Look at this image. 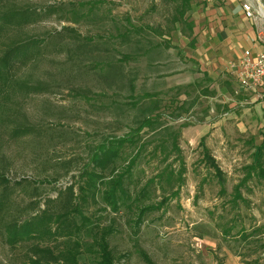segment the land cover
Instances as JSON below:
<instances>
[{
	"label": "rangeland",
	"instance_id": "1",
	"mask_svg": "<svg viewBox=\"0 0 264 264\" xmlns=\"http://www.w3.org/2000/svg\"><path fill=\"white\" fill-rule=\"evenodd\" d=\"M70 1L74 0L40 2ZM254 2L255 18L264 24L262 5L258 0ZM191 7L186 18L195 27L200 0H192ZM105 8L112 19L110 26L115 20L124 31L126 18H129L138 28L146 26L143 37L161 43L168 40L171 46L179 47L164 49L160 57L157 55L153 71L148 69L145 57L131 62L127 68L138 71L139 94H152L153 99L147 102H156L162 120L180 133L178 141L187 172L179 195L172 196L162 210L148 215L138 233L127 223L130 216L126 208L111 213L104 211L103 205L90 203L84 209V218L92 224L85 226L86 218L84 224L80 220L82 243L93 245V236L89 232L92 225L101 223L106 226L112 222L114 231L109 241L117 264H148L141 252H146L156 264H217V258H222L224 264H247L244 260L254 258L259 259L258 264H264V251L253 252L257 245L243 242L239 234L242 226L250 231L264 225V182L258 181L254 175L248 179L247 187L242 189L248 205L246 208L241 205L242 220H238L227 237L220 233V218L224 216L223 221L229 222L236 212H230L226 207L217 182L204 183L206 179L216 180L209 175L212 169L206 162L205 148L218 160L226 175L229 192L247 178V169L256 162L264 140L263 105L256 108L250 96L238 90L231 66L229 76L217 81L198 73L195 63L187 56L195 47L196 37L188 30L175 29L169 21L172 11L159 1L106 0ZM63 18L61 13L38 17L28 26L27 34L42 37L62 26L89 31L82 23L73 24ZM148 25L157 27L158 35L147 33ZM12 33L0 21V55ZM117 40L123 44L120 38ZM63 45L68 48L66 43ZM70 54L66 51L58 55L56 49L47 48L42 49L36 58L32 57L29 64H17V74H30L47 82L48 90L40 94H23L17 87H12L11 79H0V170L10 181L0 185V194L5 187L8 188L0 211V264H29L30 246L37 241L29 237L16 239L11 236L13 233L9 228L17 223L22 225L32 214L44 209L52 213L62 212L65 195L59 196L55 187L65 188L80 181L76 176L82 162L86 161L88 146L104 136L126 133V128L119 129L113 113L94 110L76 101L72 85L86 87L94 93L106 88L80 59ZM35 59L38 62L35 63ZM14 125L31 131L13 135ZM66 160H74L73 171L69 174L61 165ZM159 194L158 191L157 196ZM47 200L50 202L45 205ZM61 247L64 248L63 243ZM96 250L94 246L81 248L79 263L97 264ZM239 252L246 255L245 259L237 254Z\"/></svg>",
	"mask_w": 264,
	"mask_h": 264
},
{
	"label": "trees",
	"instance_id": "2",
	"mask_svg": "<svg viewBox=\"0 0 264 264\" xmlns=\"http://www.w3.org/2000/svg\"><path fill=\"white\" fill-rule=\"evenodd\" d=\"M40 1L0 0V21L13 32L1 51L0 79H11L12 87H17L23 94H40L48 90L47 82L30 74H17V64H29L32 57L36 58L42 49H56L58 55L68 51L71 56L80 59L84 67L101 80L106 88L103 92L94 93L86 87L72 85L71 91L76 101L83 102L94 110L104 109L113 113L119 129L126 128V133L104 136L96 144L88 146L86 161L82 162L76 176L80 181L65 188L55 187L59 196L65 195L62 212L52 213L44 209L40 213L32 214L22 225L14 224L9 231L16 239L29 237L37 241L30 246L32 254L29 264H80L81 248L88 249L92 246L97 249V264H117L109 241L114 231L112 222L106 226L101 223L92 225L89 232L93 236V245L89 242L82 243L79 233L86 218L84 209L90 203L103 205L101 208L111 213L124 207L130 216L127 223L130 227L134 226V232L138 233L148 215L162 210L172 196L179 195L187 172L178 141L180 133L173 125L162 120V113L159 112L156 102H147L148 99H153L152 94H139L138 71L127 68L131 62L145 57L148 69L153 71V63L163 54L164 49L179 47L171 46L172 43L168 40L161 43L143 37L146 26L138 28L129 18H126L124 31L117 26L115 20L110 26L112 19L105 8L106 0H74L53 4H42ZM154 1H159L172 11L169 21L175 29L182 32L188 30L194 35L193 23L186 18L192 0ZM59 13L64 15L63 19L73 24L82 23L89 31L82 32L73 26H62L59 30L56 28L48 31L42 37L27 34L28 26L38 17ZM147 31L154 36L158 35L157 27L148 25ZM118 38L123 44H119ZM62 43H66L68 48L62 46ZM34 62H38V59ZM29 131L31 130L26 127L14 125L11 133L14 135ZM204 151L206 162L212 169L209 175L216 179H206L204 183L217 182L226 207L230 212H236L229 222L223 221L224 216L220 218V233L227 237L231 235L238 220H242L241 205L245 208L248 205L242 192L247 187L248 179L254 175L258 181L264 182V140L258 149L256 162L247 169V178L235 185L232 192L227 188L226 175L218 160L206 148ZM4 161L3 159L2 162ZM73 163L74 160L61 162L65 173L73 171ZM4 173L0 170V185L10 182ZM7 190L5 187L0 194V211L3 209ZM49 202L45 201V205ZM89 224L92 223L86 218L84 225ZM74 234L78 235L74 237ZM239 234L243 242L257 245L253 252L260 249L264 251V225L253 227L250 231L242 226ZM62 243L64 248L61 247ZM141 253L148 264H156L146 252ZM237 254L242 259L246 257L240 252ZM244 262L258 264L259 259ZM217 264H224L223 259L217 258Z\"/></svg>",
	"mask_w": 264,
	"mask_h": 264
},
{
	"label": "crops",
	"instance_id": "3",
	"mask_svg": "<svg viewBox=\"0 0 264 264\" xmlns=\"http://www.w3.org/2000/svg\"><path fill=\"white\" fill-rule=\"evenodd\" d=\"M254 1L200 0L197 25L193 29L196 44L187 54L198 73L215 81L224 79L229 76L230 66L237 64L245 51L256 56L264 50L263 22L248 18L242 8L245 3L253 8ZM258 2L264 9V0ZM259 106L262 104H255L256 108Z\"/></svg>",
	"mask_w": 264,
	"mask_h": 264
},
{
	"label": "built area",
	"instance_id": "4",
	"mask_svg": "<svg viewBox=\"0 0 264 264\" xmlns=\"http://www.w3.org/2000/svg\"><path fill=\"white\" fill-rule=\"evenodd\" d=\"M243 11L248 18H254L255 14L250 4H243ZM231 69L238 90L251 98L252 104L264 106V50L256 56L249 50L245 51L237 64H232Z\"/></svg>",
	"mask_w": 264,
	"mask_h": 264
},
{
	"label": "bare ground",
	"instance_id": "5",
	"mask_svg": "<svg viewBox=\"0 0 264 264\" xmlns=\"http://www.w3.org/2000/svg\"><path fill=\"white\" fill-rule=\"evenodd\" d=\"M261 14L264 17V9L263 8L261 9Z\"/></svg>",
	"mask_w": 264,
	"mask_h": 264
}]
</instances>
